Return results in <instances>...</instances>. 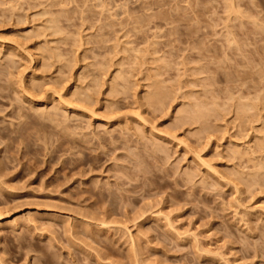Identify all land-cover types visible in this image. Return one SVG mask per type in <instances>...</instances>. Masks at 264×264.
<instances>
[{
    "label": "rangeland",
    "instance_id": "rangeland-1",
    "mask_svg": "<svg viewBox=\"0 0 264 264\" xmlns=\"http://www.w3.org/2000/svg\"><path fill=\"white\" fill-rule=\"evenodd\" d=\"M263 140L264 0H0V264H264Z\"/></svg>",
    "mask_w": 264,
    "mask_h": 264
},
{
    "label": "bare ground",
    "instance_id": "bare-ground-1",
    "mask_svg": "<svg viewBox=\"0 0 264 264\" xmlns=\"http://www.w3.org/2000/svg\"><path fill=\"white\" fill-rule=\"evenodd\" d=\"M230 4V3H229ZM232 4V3H231ZM230 8V7H229ZM14 10V9H13ZM239 13V12H238ZM240 14V13H239ZM43 34V33H42ZM80 38V37H79ZM78 40V39H77ZM42 49V48H41ZM32 52V51H31ZM51 51H49V53H50ZM130 52V51H129ZM39 54V53H38ZM52 54V53H51ZM139 54V53H138ZM35 56V55H34ZM47 56H48V54H47ZM52 56V55H51ZM37 57V56H36ZM50 57V56H49ZM53 57V56H52ZM33 58V57H32ZM35 58V57H34ZM36 60V59H35ZM158 60V59H157ZM32 62V61H31ZM38 62V61H37ZM197 69V68H196ZM153 70V69H152ZM151 72V71H150ZM149 74V73H148ZM152 74V73H151ZM158 74V73H157ZM18 75V74H17ZM154 75V74H153ZM149 76V75H148ZM155 76V75H154ZM160 77V76H159ZM22 78H25V77H22ZM148 78V77H147ZM154 79V78H153ZM152 79V80H153ZM33 80V79H32ZM155 80V79H154ZM26 81V80H25ZM147 81V80H146ZM149 81H151V80H149ZM159 81H161V80H159ZM159 81H157V82H155V84H153L152 86L156 89V90H154V91H156V92H152V93H150V94H148L147 95V98L146 99H156V98H160V97H162V93H163V91H162V93H158L157 94V92H158V90L157 89H160V83H162V82H159ZM23 83V82H22ZM99 83V82H98ZM97 83V84H98ZM149 83V82H148ZM96 84V85H97ZM23 85V84H22ZM150 87V88H153V87ZM25 87H27V86H25ZM95 87V86H94ZM186 87V86H185ZM111 88H113V87H111ZM116 88V87H115ZM179 89V88H178ZM170 90H172V89H170ZM180 90H182V89H180ZM22 91H24V90H22ZM27 91V90H26ZM81 91V90H80ZM263 91V90H262ZM151 92V91H150ZM160 92V91H159ZM59 93V92H58ZM90 93V92H89ZM83 94V93H82ZM144 94H147V93H144ZM166 94V93H165ZM28 95H29V93H28ZM31 95V94H30ZM29 95V96H30ZM55 95H57V94H55ZM169 95V94H168ZM89 96H90V94H89ZM164 96V95H163ZM61 97V96H60ZM60 97H59V99H60ZM184 97V96H183ZM82 97H80L79 99H81ZM83 98H85V97H83ZM90 98H91V96H90ZM90 98L88 97H86V99L88 100H90ZM164 98V97H163ZM33 99V98H32ZM61 99H62V97H61ZM143 99V98H142ZM184 99V98H183ZM157 100V103H158V101L160 100V99H156ZM166 100V99H165ZM186 100V99H185ZM63 101V100H62ZM79 101V100H78ZM82 101V100H81ZM143 101H145V100H143ZM148 101V100H147ZM164 101V100H163ZM58 102V101H57ZM88 102V101H87ZM154 102V101H153ZM165 102V101H164ZM36 103V102H35ZM59 103V102H58ZM77 103V102H76ZM79 103V102H78ZM89 103V102H88ZM92 103V102H91ZM91 103H89V105L91 104ZM156 103V104H157ZM160 103V102H159ZM87 104V103H86ZM65 105V104H64ZM83 105H84V103H83ZM154 105V104H153ZM242 105V104H241ZM45 106V105H44ZM69 106V105H68ZM79 106V105H78ZM77 105H75V107H74V105L73 104H71V107L72 108H74V109H78V108H76V107H78ZM66 107H67V105H66ZM87 107V106H86ZM85 107V108H86ZM65 108V107H64ZM57 109V108H56ZM82 109H84L83 107H82ZM247 109V108H246ZM79 110L81 111V109H80V106H79ZM87 110V109H86ZM50 111V110H49ZM78 112V111H77ZM250 112V111H249ZM221 113V112H220ZM242 113H243V110H242ZM245 113V112H244ZM91 114H93V112H91ZM250 114V113H249ZM94 115H95V113H94ZM93 115V116H94ZM136 116H139L140 118H141V116H140V114L139 115H137L136 114ZM198 116V115H197ZM260 117V116H259ZM245 118V117H244ZM90 119V118H89ZM99 119V118H98ZM139 119V118H138ZM142 119V118H141ZM140 119V120H141ZM201 119H202V117H201ZM137 120V119H136ZM128 121V120H127ZM143 121V120H142ZM145 122H146V120H144ZM199 121H200V119H199ZM202 121V120H201ZM249 121V120H248ZM247 121V122H248ZM253 122V121H252ZM250 123V122H249ZM145 124V123H144ZM183 124V123H182ZM140 130V129H139ZM127 131V130H126ZM154 131V130H153ZM140 132V131H139ZM142 132V131H141ZM256 132V131H255ZM257 134V133H256ZM146 136V135H145ZM263 136V135H262ZM175 137V136H174ZM176 139V138H175ZM179 140V139H178ZM178 140H176V141H178ZM225 140V139H224ZM180 142H181V140H179ZM264 141V140H263ZM152 143V142H151ZM181 143H183V142H181ZM257 145V144H256ZM247 146V145H246ZM258 146V145H257ZM261 146H263L264 147V145H261ZM261 149H262V147H260ZM191 149V148H190ZM249 149V148H248ZM264 149V148H263ZM262 149V150H263ZM246 150V149H245ZM245 150L242 152V151H240L239 149H237V150H234V151H236L237 152V155L238 154H240L241 156H245V155H247V154H249L248 152H245ZM233 151V152H234ZM246 151H248V150H246ZM250 151H251V149H250ZM250 153H252V151L250 152ZM243 156V157H244ZM247 156H249V155H247ZM252 157V156H251ZM232 158V157H231ZM201 160V159H200ZM251 161H252V159H251ZM203 162V161H202ZM206 162V161H205ZM207 163V162H206ZM205 164V163H204ZM203 164V165H204ZM208 165V164H207ZM210 166V165H209ZM209 166H207V167H209ZM211 168V167H210ZM209 168V169H210ZM212 169H213V167H212ZM212 169H211V171H212ZM190 177V176H189ZM261 206V205H260ZM262 211H264V210H262ZM163 215V214H162ZM0 220H1V218H0ZM18 222H16V221H14L15 222V224L14 225H11V226H18L19 224H20V222H19V220H17ZM11 224V223H10ZM9 224V225H10ZM105 224V223H104ZM1 225V224H0ZM103 225V224H102ZM108 225V224H107ZM101 227V226H100ZM129 230V229H128ZM132 240V239H131ZM133 241V240H132ZM136 253V252H135ZM135 255V254H134ZM137 256V255H136ZM135 257V256H134Z\"/></svg>",
    "mask_w": 264,
    "mask_h": 264
}]
</instances>
